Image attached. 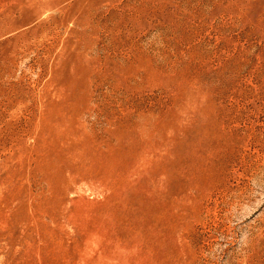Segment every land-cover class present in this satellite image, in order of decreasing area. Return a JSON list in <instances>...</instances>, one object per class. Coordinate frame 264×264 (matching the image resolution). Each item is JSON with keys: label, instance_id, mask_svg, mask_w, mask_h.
I'll return each instance as SVG.
<instances>
[{"label": "rangeland", "instance_id": "1", "mask_svg": "<svg viewBox=\"0 0 264 264\" xmlns=\"http://www.w3.org/2000/svg\"><path fill=\"white\" fill-rule=\"evenodd\" d=\"M0 264H264V0H0Z\"/></svg>", "mask_w": 264, "mask_h": 264}, {"label": "bare ground", "instance_id": "2", "mask_svg": "<svg viewBox=\"0 0 264 264\" xmlns=\"http://www.w3.org/2000/svg\"><path fill=\"white\" fill-rule=\"evenodd\" d=\"M123 80V79H122ZM119 85V84H118ZM121 86V85H120ZM145 119V118H144ZM144 121V120H143ZM154 121H155V119H154ZM140 122V121H139ZM152 122V121H151ZM211 162V161H210ZM199 168V167H198ZM204 170V169H203ZM209 171V170H208ZM203 174V173H202ZM98 176V175H97ZM211 178V177H210ZM210 180V179H209ZM185 202V201H184ZM181 203V202H180Z\"/></svg>", "mask_w": 264, "mask_h": 264}]
</instances>
